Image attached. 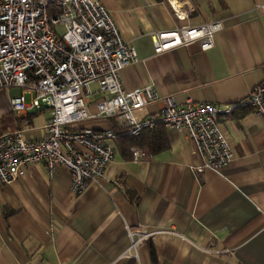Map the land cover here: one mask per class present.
I'll return each instance as SVG.
<instances>
[{
  "label": "crops",
  "instance_id": "0c3cea01",
  "mask_svg": "<svg viewBox=\"0 0 264 264\" xmlns=\"http://www.w3.org/2000/svg\"><path fill=\"white\" fill-rule=\"evenodd\" d=\"M99 1L136 50L137 60L119 71L121 84L152 83L158 98L150 110L158 113L164 97L176 105L187 97L235 103L218 118L232 159L197 171L187 130L162 123L165 148L152 153L143 146L133 160L113 134L122 127L114 118L86 120L112 131L105 176L75 193L65 167L49 173L40 160L0 183V264H153L150 247L155 264H264V111L244 100L253 85L264 84V0H182L189 9L183 18L167 0ZM212 19L221 28L209 48L194 39L154 49L152 32ZM44 109H10L18 121L0 134L40 137L46 119L34 118ZM140 229L149 233L136 241Z\"/></svg>",
  "mask_w": 264,
  "mask_h": 264
},
{
  "label": "built area",
  "instance_id": "2783aa9c",
  "mask_svg": "<svg viewBox=\"0 0 264 264\" xmlns=\"http://www.w3.org/2000/svg\"><path fill=\"white\" fill-rule=\"evenodd\" d=\"M167 1L177 17L187 15L184 1ZM259 7L264 11V2ZM55 23L63 25L61 35L52 26ZM220 28L221 22L212 19L151 36L156 50L194 39L207 49ZM136 60L134 46L123 39L99 0H0V89L21 87L18 94L9 96L14 113L31 107L48 109L40 137L25 138L20 130L0 134V183L11 181L40 160L49 173L57 166L65 167L75 193L88 180L103 178L114 156L112 131L78 123L100 116L114 118L132 135L156 122L185 128L199 157L194 165L197 171L226 165L233 153L218 118L235 103L217 105L187 97L176 105L164 97L156 113L148 107L158 98L152 83L131 89L121 84L120 69ZM263 97L264 85L256 83L244 100L261 113ZM90 104L95 110H90ZM130 153L138 160L145 148L133 145ZM148 233L140 229L136 241Z\"/></svg>",
  "mask_w": 264,
  "mask_h": 264
},
{
  "label": "trees",
  "instance_id": "16d2710c",
  "mask_svg": "<svg viewBox=\"0 0 264 264\" xmlns=\"http://www.w3.org/2000/svg\"><path fill=\"white\" fill-rule=\"evenodd\" d=\"M264 85V84H263ZM249 104V103H248ZM31 113L28 112L25 119L31 118ZM114 135L119 136L121 139L120 143L124 145L125 151L130 153V147L133 145L146 146L147 149L152 152H158L159 150L165 148L167 145L166 136L164 133V127L161 122H156L152 127L145 128L137 134H129L125 127L114 126ZM150 256L152 263L155 264V255L153 248L150 247Z\"/></svg>",
  "mask_w": 264,
  "mask_h": 264
},
{
  "label": "rangeland",
  "instance_id": "374dc122",
  "mask_svg": "<svg viewBox=\"0 0 264 264\" xmlns=\"http://www.w3.org/2000/svg\"><path fill=\"white\" fill-rule=\"evenodd\" d=\"M53 28L56 30L58 35H61V33L64 30V27L62 24L55 23L52 25ZM21 91V87L19 86H11L6 88L0 89V127H14L15 122L18 121L17 117L14 116V114L10 110L9 105V96L18 94ZM48 109H44L40 111L37 116L34 118V121L36 123H39L46 119L48 115ZM97 118H103V117H95V118H87L80 120L78 123L85 124L86 120L89 119H97Z\"/></svg>",
  "mask_w": 264,
  "mask_h": 264
}]
</instances>
